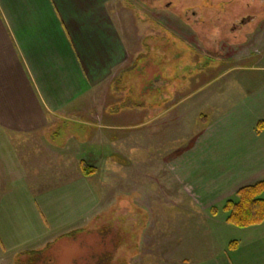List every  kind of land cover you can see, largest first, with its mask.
Instances as JSON below:
<instances>
[{"label": "rangeland", "instance_id": "rangeland-1", "mask_svg": "<svg viewBox=\"0 0 264 264\" xmlns=\"http://www.w3.org/2000/svg\"><path fill=\"white\" fill-rule=\"evenodd\" d=\"M135 1L128 2L132 11L119 8L129 26L131 58L112 90H121L120 106L127 109L138 102L164 109L174 99V110L166 115L174 112V136L170 127L159 129L160 120L149 125L144 139L120 130L124 142L103 151L83 147L86 138L97 141L88 137L91 127L85 124H49L32 135L0 134V194L16 176L26 178L36 193L44 191L82 173L78 157L91 165L102 152L96 176L89 178L100 196L99 219L3 264H90L109 250L116 264H179L184 257L227 254L251 238L253 227L225 222L221 207L234 194L214 204L216 215L192 205L176 173V167L189 163L187 156L183 161L174 155V173L169 158L188 145L198 124L264 84V0ZM109 94L100 95L110 100ZM199 111L202 122L196 120ZM76 140L83 147L77 154Z\"/></svg>", "mask_w": 264, "mask_h": 264}, {"label": "crops", "instance_id": "crops-1", "mask_svg": "<svg viewBox=\"0 0 264 264\" xmlns=\"http://www.w3.org/2000/svg\"><path fill=\"white\" fill-rule=\"evenodd\" d=\"M128 2L136 5L135 0H0L1 135H32L49 124H85L91 127L88 137L97 141L86 138L84 148L114 150L126 139L120 130L144 139L149 125L160 120L159 129L170 127L174 136V112L166 116L174 110V99L164 109L147 102L127 109L120 106L121 90H112L131 58L129 26L119 16V8L132 11ZM203 117L199 111L196 120ZM197 126L188 145L169 158L174 173V155L187 156L189 163L176 167V173L188 202L210 209L239 188L264 180V84ZM80 146L76 140L72 150L80 153ZM96 155L93 167L102 152ZM214 171L219 174L210 175ZM90 177L78 173L38 193L23 176L12 178L0 194V264L82 232L99 219L100 196ZM250 227L251 241L237 243L227 254L184 257L179 264H264V223ZM112 252L111 264H116Z\"/></svg>", "mask_w": 264, "mask_h": 264}, {"label": "trees", "instance_id": "trees-1", "mask_svg": "<svg viewBox=\"0 0 264 264\" xmlns=\"http://www.w3.org/2000/svg\"><path fill=\"white\" fill-rule=\"evenodd\" d=\"M80 169L85 176L95 172V168L83 160L80 161ZM233 196L226 199L221 207L226 213L227 224L245 228L264 223V180L239 188ZM217 210L216 206H212L210 213L216 215ZM112 254L110 250L104 252L95 264H111Z\"/></svg>", "mask_w": 264, "mask_h": 264}]
</instances>
